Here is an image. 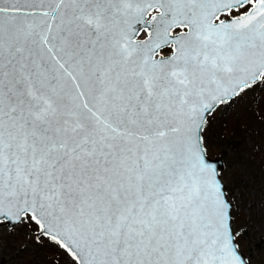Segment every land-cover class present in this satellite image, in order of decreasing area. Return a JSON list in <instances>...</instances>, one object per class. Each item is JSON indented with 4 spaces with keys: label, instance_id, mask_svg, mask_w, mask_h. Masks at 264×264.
Returning a JSON list of instances; mask_svg holds the SVG:
<instances>
[{
    "label": "snow or ice",
    "instance_id": "1",
    "mask_svg": "<svg viewBox=\"0 0 264 264\" xmlns=\"http://www.w3.org/2000/svg\"><path fill=\"white\" fill-rule=\"evenodd\" d=\"M258 92L264 0H0V248L254 264L213 121L252 93L264 126Z\"/></svg>",
    "mask_w": 264,
    "mask_h": 264
},
{
    "label": "rangeland",
    "instance_id": "2",
    "mask_svg": "<svg viewBox=\"0 0 264 264\" xmlns=\"http://www.w3.org/2000/svg\"><path fill=\"white\" fill-rule=\"evenodd\" d=\"M261 103L264 105V92H258ZM253 94L249 93L243 100L238 101L229 109H224L222 114L217 113L213 121V130L219 132L225 119L229 132L235 131L234 151L226 152L222 159L232 176L227 179L229 188L242 193L240 201V221H246L252 233V243H245L244 249L253 248L254 264H264V153L253 152L254 145L264 144V126L258 124L250 115L249 106L253 102ZM226 124V123H225ZM259 128V132L255 129ZM251 131V135H246ZM213 149V155H220L219 145ZM244 179L243 185L236 181ZM8 232V229H3ZM5 244L0 248V264H49L55 249L51 247H38L29 244L27 251L17 250L25 244L23 233L8 235ZM61 264H68L67 259H62Z\"/></svg>",
    "mask_w": 264,
    "mask_h": 264
},
{
    "label": "trees",
    "instance_id": "3",
    "mask_svg": "<svg viewBox=\"0 0 264 264\" xmlns=\"http://www.w3.org/2000/svg\"><path fill=\"white\" fill-rule=\"evenodd\" d=\"M222 123H224L223 125H225V123H226V125H228V123H227V121L225 119L222 120ZM223 125H222V127H223ZM221 128H219V129H221Z\"/></svg>",
    "mask_w": 264,
    "mask_h": 264
},
{
    "label": "water",
    "instance_id": "4",
    "mask_svg": "<svg viewBox=\"0 0 264 264\" xmlns=\"http://www.w3.org/2000/svg\"><path fill=\"white\" fill-rule=\"evenodd\" d=\"M222 161H223V159H222ZM224 163V162H223Z\"/></svg>",
    "mask_w": 264,
    "mask_h": 264
}]
</instances>
